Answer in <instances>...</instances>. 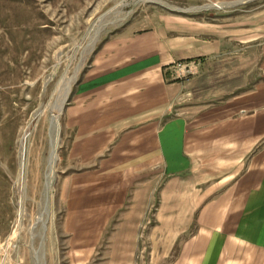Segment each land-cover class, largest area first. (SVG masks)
Returning a JSON list of instances; mask_svg holds the SVG:
<instances>
[{
  "label": "crops",
  "instance_id": "1",
  "mask_svg": "<svg viewBox=\"0 0 264 264\" xmlns=\"http://www.w3.org/2000/svg\"><path fill=\"white\" fill-rule=\"evenodd\" d=\"M192 44L134 24L101 43L64 114L68 157L88 174L72 182L70 205L104 203L105 227L120 212L116 260L139 258L142 242L153 264H264V82L174 114L190 82L173 64L197 56Z\"/></svg>",
  "mask_w": 264,
  "mask_h": 264
},
{
  "label": "rangeland",
  "instance_id": "2",
  "mask_svg": "<svg viewBox=\"0 0 264 264\" xmlns=\"http://www.w3.org/2000/svg\"><path fill=\"white\" fill-rule=\"evenodd\" d=\"M214 5L221 7L205 9ZM130 24L167 41L193 43L187 49L197 55L190 60L195 74L182 78L190 82L189 96L174 114L190 105L213 107L264 82V0H0V264H35L32 251L40 245L46 204L44 264H153L150 245L142 242L139 258L114 259L120 239L114 245L110 236L120 212L105 227L104 203L90 204L96 209L91 210L74 209L69 201L72 182L88 174L68 157L65 110L101 43ZM73 77L58 118L57 161L46 203L50 108ZM157 205L155 196L145 219L152 220ZM77 216L98 217L99 226H79Z\"/></svg>",
  "mask_w": 264,
  "mask_h": 264
},
{
  "label": "bare ground",
  "instance_id": "3",
  "mask_svg": "<svg viewBox=\"0 0 264 264\" xmlns=\"http://www.w3.org/2000/svg\"><path fill=\"white\" fill-rule=\"evenodd\" d=\"M141 1L142 2H157V0H141ZM218 7H221V6H218V5L208 6L205 9L218 8ZM98 34H99V31L97 30L95 32V36H97ZM92 41H94V38L92 39ZM74 78L75 77H73L72 80L70 79V81H68L67 84L58 91L55 101L50 108L51 115H50V120H49V132H50V139H51V149H50V156L48 160V170L45 175L46 184H45L44 202L46 203L49 197V193L51 192V189H52L53 180H54V172H55L56 161H57V148H58V143H59L58 118H59V115L61 114V109L63 107V104L69 95L71 84ZM44 213H45V217L41 220L40 231L37 234L40 237L39 248L36 251H32L31 249L35 264H44L41 248L44 243L45 233L47 231L46 225L50 218L49 217L50 213L48 211L47 204H46Z\"/></svg>",
  "mask_w": 264,
  "mask_h": 264
},
{
  "label": "built area",
  "instance_id": "4",
  "mask_svg": "<svg viewBox=\"0 0 264 264\" xmlns=\"http://www.w3.org/2000/svg\"><path fill=\"white\" fill-rule=\"evenodd\" d=\"M174 70L177 77H185L188 75L195 74V65L193 62H176L173 64Z\"/></svg>",
  "mask_w": 264,
  "mask_h": 264
}]
</instances>
